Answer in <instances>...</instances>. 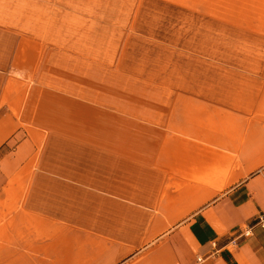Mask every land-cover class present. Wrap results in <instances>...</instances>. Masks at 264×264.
Returning a JSON list of instances; mask_svg holds the SVG:
<instances>
[{
	"label": "crops",
	"instance_id": "obj_1",
	"mask_svg": "<svg viewBox=\"0 0 264 264\" xmlns=\"http://www.w3.org/2000/svg\"><path fill=\"white\" fill-rule=\"evenodd\" d=\"M221 1L0 0V264H264V8Z\"/></svg>",
	"mask_w": 264,
	"mask_h": 264
},
{
	"label": "rangeland",
	"instance_id": "obj_2",
	"mask_svg": "<svg viewBox=\"0 0 264 264\" xmlns=\"http://www.w3.org/2000/svg\"><path fill=\"white\" fill-rule=\"evenodd\" d=\"M222 1H224V0H222ZM222 1H221V3H225V2H222ZM257 3H258V5H259L260 7L264 8V0H257ZM61 4H65V3L62 2ZM68 5L71 6V4H68ZM236 5H238L239 7H244V9L246 8V9H245L246 11H249V8H248V7H251V2H250V0H243L241 4H236ZM94 9H96V7H94ZM94 18L96 19V15H95ZM60 22H62V21H61V20H58V23H60ZM53 24H54V23H53ZM92 27H93V26H92ZM92 27L90 26V29H91ZM93 28L95 29V27H93ZM90 29L87 30V34L90 35V36H92V37L96 36L94 30H90ZM46 32H47V31H46ZM48 33H49V32H48ZM97 34H98V36L102 37L103 34H105V32H104V31H98ZM95 51H97L98 53L101 52V50L98 49V48H96ZM95 51H94V53H95Z\"/></svg>",
	"mask_w": 264,
	"mask_h": 264
},
{
	"label": "built area",
	"instance_id": "obj_3",
	"mask_svg": "<svg viewBox=\"0 0 264 264\" xmlns=\"http://www.w3.org/2000/svg\"><path fill=\"white\" fill-rule=\"evenodd\" d=\"M258 224L262 227H264V216L260 217Z\"/></svg>",
	"mask_w": 264,
	"mask_h": 264
}]
</instances>
